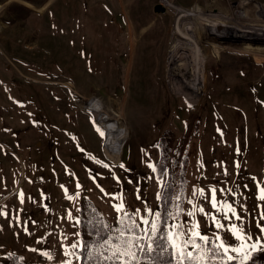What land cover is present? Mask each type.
I'll return each mask as SVG.
<instances>
[{
    "label": "rangeland",
    "instance_id": "1",
    "mask_svg": "<svg viewBox=\"0 0 264 264\" xmlns=\"http://www.w3.org/2000/svg\"><path fill=\"white\" fill-rule=\"evenodd\" d=\"M95 105L129 131L118 162ZM160 140L186 147L181 224L264 243V0H0V264H79L114 197L151 220Z\"/></svg>",
    "mask_w": 264,
    "mask_h": 264
},
{
    "label": "snow or ice",
    "instance_id": "2",
    "mask_svg": "<svg viewBox=\"0 0 264 264\" xmlns=\"http://www.w3.org/2000/svg\"><path fill=\"white\" fill-rule=\"evenodd\" d=\"M161 175L165 173L162 172ZM211 191L212 206L216 208L215 189ZM114 198L120 200L119 204L113 206L114 210L122 213L117 218L118 226L108 225L98 218L99 227L105 234L101 235L100 240L88 252L86 264H164L165 261L169 264H249L257 252H264V243L260 242V238L249 244L248 241H252L253 237L241 226L232 225L227 229L241 241L239 246L233 247L215 233L213 236L216 242L210 240L207 235L202 234L195 221L190 226L181 223L169 224L168 217L153 210H148L151 220L141 219L138 224L135 218L140 216V211L130 214L125 210L123 199ZM258 198L264 200V190H261ZM158 199H167L164 191L158 193ZM224 207L242 223L234 208L230 205ZM196 210L189 212L188 216H194ZM198 211L203 213L204 209L200 208ZM178 215V212L171 213L173 220ZM212 219L215 221L214 217ZM261 219H264V215ZM215 227L220 230L224 226L215 221ZM257 227L264 234V226L258 224ZM78 246L85 251L89 249L88 244L81 245L80 241L74 243L72 248L76 249Z\"/></svg>",
    "mask_w": 264,
    "mask_h": 264
},
{
    "label": "trees",
    "instance_id": "3",
    "mask_svg": "<svg viewBox=\"0 0 264 264\" xmlns=\"http://www.w3.org/2000/svg\"><path fill=\"white\" fill-rule=\"evenodd\" d=\"M156 149L158 151V157L156 164L154 166V177L160 182V187L158 193L162 191L165 192L167 199L160 200L157 202V212H160L163 216L168 217L169 220H173L171 213L178 212L179 215L175 223H180L179 218L181 216V210L185 201V172L187 168L188 158L186 156V147L182 148L179 152V155L171 159L168 162V150L167 143L164 140H160L157 143ZM165 175H161V173ZM179 197V199H177ZM98 218L103 219L99 215L95 214L92 220L86 221L83 223L82 227L86 230V236L81 239L82 244H88L89 249L85 251L82 247L78 250L79 264H86L88 258V252L92 250V246L100 240L101 235L105 234L99 227ZM103 221L107 223L105 219ZM163 224V221H162ZM113 227H117V220ZM264 252H257L249 264H264ZM164 264H169L168 261H165Z\"/></svg>",
    "mask_w": 264,
    "mask_h": 264
},
{
    "label": "bare ground",
    "instance_id": "4",
    "mask_svg": "<svg viewBox=\"0 0 264 264\" xmlns=\"http://www.w3.org/2000/svg\"><path fill=\"white\" fill-rule=\"evenodd\" d=\"M94 107L98 109L96 110L97 116L105 128L101 127L107 132L108 138L107 143L105 144V150L112 154L118 162L121 156L122 148L129 139V131L124 129L120 130L118 119L115 116L110 115L104 108L96 105Z\"/></svg>",
    "mask_w": 264,
    "mask_h": 264
},
{
    "label": "water",
    "instance_id": "5",
    "mask_svg": "<svg viewBox=\"0 0 264 264\" xmlns=\"http://www.w3.org/2000/svg\"><path fill=\"white\" fill-rule=\"evenodd\" d=\"M153 11L154 12H156V13H158V12H163V9L162 8H160L158 5H156L154 8H153Z\"/></svg>",
    "mask_w": 264,
    "mask_h": 264
}]
</instances>
